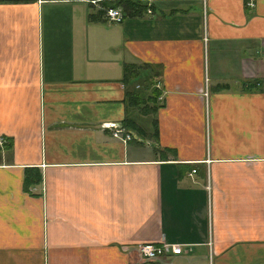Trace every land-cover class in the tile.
I'll return each instance as SVG.
<instances>
[{
  "label": "crops",
  "instance_id": "1",
  "mask_svg": "<svg viewBox=\"0 0 264 264\" xmlns=\"http://www.w3.org/2000/svg\"><path fill=\"white\" fill-rule=\"evenodd\" d=\"M145 4L0 0V264H264V0Z\"/></svg>",
  "mask_w": 264,
  "mask_h": 264
},
{
  "label": "built area",
  "instance_id": "2",
  "mask_svg": "<svg viewBox=\"0 0 264 264\" xmlns=\"http://www.w3.org/2000/svg\"><path fill=\"white\" fill-rule=\"evenodd\" d=\"M145 2H150L151 0H141ZM149 12V10H147ZM104 19L109 22H120L122 15L117 8H105L104 10ZM111 131V135L118 137L121 129L112 124L103 125ZM128 138V135L124 136ZM193 171V170H192ZM136 251L140 258L145 261H158L162 258H167L169 256L180 255L181 254V245L177 243H168L161 241L159 244L153 245L149 243L139 244L136 247Z\"/></svg>",
  "mask_w": 264,
  "mask_h": 264
},
{
  "label": "trees",
  "instance_id": "3",
  "mask_svg": "<svg viewBox=\"0 0 264 264\" xmlns=\"http://www.w3.org/2000/svg\"><path fill=\"white\" fill-rule=\"evenodd\" d=\"M99 4L105 9V8H114V7H120L122 12L128 16H133L135 14L142 13L147 9L145 2L141 0H99ZM99 14H102V12H98ZM252 85H255V82L252 83ZM137 93L135 90L128 91L127 96L132 97L136 96ZM137 104V102H135ZM124 123L130 128L134 129L138 135L142 134V127H139L138 125L132 121V120H125ZM39 180V177H38ZM29 184V182H28Z\"/></svg>",
  "mask_w": 264,
  "mask_h": 264
},
{
  "label": "rangeland",
  "instance_id": "4",
  "mask_svg": "<svg viewBox=\"0 0 264 264\" xmlns=\"http://www.w3.org/2000/svg\"><path fill=\"white\" fill-rule=\"evenodd\" d=\"M263 59H264V54H263Z\"/></svg>",
  "mask_w": 264,
  "mask_h": 264
}]
</instances>
